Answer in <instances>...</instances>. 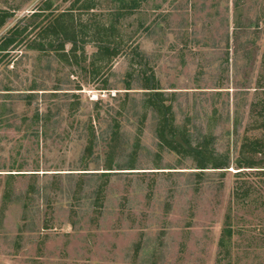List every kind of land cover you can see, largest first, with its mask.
<instances>
[{
    "label": "rangeland",
    "instance_id": "obj_1",
    "mask_svg": "<svg viewBox=\"0 0 264 264\" xmlns=\"http://www.w3.org/2000/svg\"><path fill=\"white\" fill-rule=\"evenodd\" d=\"M44 1L0 0V43ZM52 8L124 51H0V264H264V0ZM151 76L200 156L163 142Z\"/></svg>",
    "mask_w": 264,
    "mask_h": 264
},
{
    "label": "trees",
    "instance_id": "obj_2",
    "mask_svg": "<svg viewBox=\"0 0 264 264\" xmlns=\"http://www.w3.org/2000/svg\"><path fill=\"white\" fill-rule=\"evenodd\" d=\"M90 5H84L81 10L90 11L92 8ZM132 8L124 7V12ZM122 10L118 11V16L122 15ZM14 13L8 10H1L0 9V30L11 20L10 18L13 16ZM70 14V15H68ZM72 13L62 12L58 13L55 9L52 8V0H46L42 3L39 7L38 11L25 15L22 19L19 20L11 29L10 31L3 36L1 43H0V51L6 52L10 50V47H15L22 44H27L28 48L31 50H38V51H62L63 53H59L60 57H66V61L69 60L67 53H65V46L66 44H71V54L74 55L75 59L77 60V51L78 48L80 49L81 46L84 47L85 44L88 42H95V46L98 49L100 54H104L106 56H115L118 54L119 51H124V44L122 40H120L116 36V24L113 23L110 27H106L103 25H98L97 23L93 26L94 33L91 32V28L88 26L80 25L77 30H79V34L83 33L85 35L91 36V39L87 41L86 39H78V31L76 27L73 26L71 29L69 27L63 25V21L67 16H73ZM47 18L49 20L48 24L44 25V19ZM80 28V29H79ZM39 30V31H38ZM38 31V32H37ZM36 34L33 36L32 35ZM62 38L61 43H57V40ZM83 44L80 46V44ZM134 49L133 51H136ZM72 56V55H71ZM70 56V57H71ZM146 76V75H145ZM146 89L150 92L148 94H152L154 96L155 102L153 106L155 110L160 114L161 119V128L163 133V142L167 144L169 147L177 146L184 150L185 152L195 154L196 156H200L202 154L199 151L191 152L186 150L181 144L177 143L174 138L177 135H173L172 124H171V109L164 104L163 102L156 100V97L159 95V92H154L158 88L154 83V78L147 77V84ZM170 116V117H169ZM169 138H168V137ZM186 143L189 142L181 136ZM190 145V144H189ZM259 153L264 154V144L258 145ZM264 160H262L259 164H262ZM247 163V162H246ZM249 163V162H248ZM251 164V163H249ZM256 164V163H255ZM253 168V166H248ZM218 168V167H216ZM262 168V167H259ZM264 168V167H263ZM111 170V169H108ZM263 172V171H262ZM107 174V173H106ZM232 230L227 228L224 231V239L225 236H231Z\"/></svg>",
    "mask_w": 264,
    "mask_h": 264
},
{
    "label": "water",
    "instance_id": "obj_3",
    "mask_svg": "<svg viewBox=\"0 0 264 264\" xmlns=\"http://www.w3.org/2000/svg\"><path fill=\"white\" fill-rule=\"evenodd\" d=\"M167 137H168V136H167ZM168 138H169V137H168ZM174 140H175L177 143L181 144L186 150L191 151V152H196V149H194V148L191 147L188 143H186V141H184V139H183L181 136L177 135V136L174 138Z\"/></svg>",
    "mask_w": 264,
    "mask_h": 264
}]
</instances>
